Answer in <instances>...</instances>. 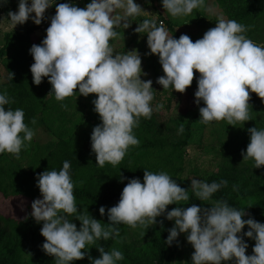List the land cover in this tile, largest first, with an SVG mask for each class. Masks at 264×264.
Returning a JSON list of instances; mask_svg holds the SVG:
<instances>
[{"label":"clouds","instance_id":"obj_1","mask_svg":"<svg viewBox=\"0 0 264 264\" xmlns=\"http://www.w3.org/2000/svg\"><path fill=\"white\" fill-rule=\"evenodd\" d=\"M161 2L173 17L187 15L204 4V0ZM50 5H53L50 0H31V3L19 0L18 10H9L8 16L14 26L29 18L39 25ZM55 5L46 36L29 49L34 59L30 65L33 82L39 85L47 77L52 85L49 93H54L58 101L77 92V88L84 96L97 94L92 103L101 123L91 132V150L96 154L98 166L103 167L106 162L115 166L129 146L139 144L133 128L138 126L140 117L150 118L153 113L150 103L153 81L141 79L147 73L143 72L140 54L135 50L114 54L109 44L110 38L117 36L115 27L121 24L124 29L129 27L128 18L140 14L142 7L135 0H90L85 7L66 0ZM116 9H123V14L114 15ZM216 21L195 42L188 34L179 38L169 35L163 23L157 25L155 19L145 18L134 31L147 33L150 51L145 55L159 57L164 75L157 77L156 83L163 89L171 86L184 92L193 82L194 69L198 70L194 96L197 105L203 101L199 107L201 122L226 120L228 125L235 126L237 121L250 120V91L264 99V44L247 37V26L234 19L219 17ZM9 103L7 91L0 92V153L9 152L18 157L26 146L24 142L31 141L35 132L25 123L24 110L6 109ZM162 107L157 104L155 109L159 111ZM35 122L33 118L32 123ZM248 132L250 142L246 151L241 150L243 160L252 158L254 167L259 168L264 166V128L253 126ZM70 166L65 160L59 170L49 168L36 174L42 198L32 201L29 214L38 223L42 222L40 232L46 239L41 247L54 257L55 264H72L85 257L82 249L87 244L119 236L117 224L148 228L163 223L156 220L161 214L175 221L168 229L166 244L171 245L180 233H186L194 248L191 264H264V223L250 215L244 219L245 208L216 200L208 207L193 203L166 211L169 204L187 201L188 190L165 171L144 169L143 182L139 177L127 178L119 201L107 207L109 222L102 225L89 212L78 211ZM120 179L125 177L121 175ZM226 184V180L209 183L191 178L190 187L200 201H208ZM105 209L104 205L99 208L102 216ZM69 216L81 221L80 226ZM245 225L249 228L242 233ZM244 236L255 240L251 255L246 254L248 243ZM97 248L100 256H89L92 264H117L124 258L117 248Z\"/></svg>","mask_w":264,"mask_h":264},{"label":"rangeland","instance_id":"obj_2","mask_svg":"<svg viewBox=\"0 0 264 264\" xmlns=\"http://www.w3.org/2000/svg\"><path fill=\"white\" fill-rule=\"evenodd\" d=\"M56 0H50L53 4ZM19 0H0V48L6 42V36L12 31L26 32L30 27H35V35L44 38L46 36V28L50 24V17L55 11L45 17L42 22L37 25L29 18L23 24L14 26L8 16L9 10H18ZM66 2V0L64 1ZM78 7H85L90 0H73ZM141 7V13L128 18L129 27H123V24L116 26L117 36L110 38L109 44L115 53H126L129 50L137 51L142 58V69L147 75H141V79L153 81L152 92L153 100L150 102L155 108L157 104H162L159 109L162 115L183 122L191 129V140L183 148L182 160L179 179L182 181L181 187L188 190L189 199L187 201H179L169 204L167 210L173 207H188L195 203L203 207H208L216 200H225L227 196L231 197L230 206L238 209L245 208L247 210L258 200V195L254 188H247L241 183L233 184L232 188L230 180L225 179L222 175L223 168L227 163H234L241 170H245L252 177L256 176L255 171H260L261 184L264 186V166L254 167V160L249 158L243 160L241 150L247 148L250 142V133L248 128L257 126L264 128V99L259 97L255 92L250 91L249 98V116L248 121H237L236 125H228L226 120L211 121L207 124L202 123L199 119V107L195 103L194 93L197 90L198 70L194 69V78L191 85L186 87L184 92L173 90L171 86L163 89V86L156 83L157 77L164 75L162 65L159 63L157 54L145 55L149 52L147 46V33H137L134 31L139 23L147 19H155L157 25L163 23L169 35L179 38L181 34H188L193 42L201 38L204 32L214 27L219 17L231 19L223 5L219 0H204V4L187 15L171 16L162 5L161 0H135ZM31 3V0H29ZM50 5L46 10L51 7ZM115 14H123V9H116ZM31 15H35L32 13ZM241 24L247 26L245 33L247 37L255 43L264 44V20L256 18H248L239 20ZM6 66L0 63V82L7 77ZM82 110L84 115L89 111V98H82ZM35 135L30 145L31 151L23 155L16 156V161L25 170H30L34 164L35 153L44 154V150L35 146L36 143H44L55 139L54 134L49 130L39 116L35 122ZM222 174V175H221ZM191 178H197L211 183L212 181L220 182L226 180L227 184L223 185L215 193L212 194L210 200L200 201L191 189ZM247 180V179H246ZM42 198V197H37ZM18 198L10 200L15 201ZM18 201H20L18 199ZM31 203H26L27 212L32 211ZM29 213V214H30ZM249 216L244 217L247 219ZM254 219L264 223V208L260 209L258 214L252 215ZM19 222H7L0 217V264H55L54 257L46 254L41 245L46 239L40 232L42 222L38 223L34 217L21 213ZM156 223L148 228L140 226L133 228L127 224L121 226L119 236L109 237L107 240L100 238L92 244H87L86 255L82 259L74 260L72 264H92L89 256L97 258L100 256L99 246H103L105 250L117 248L123 253V259L117 261V264H191V254L194 251L191 243L186 239V233H180L171 245L166 244L165 240L169 234L168 229L174 226L175 221L166 218L165 214H161L156 218ZM248 225L244 226L242 233L247 231ZM242 233L238 235H242ZM244 238H248L244 236ZM246 240V239H244ZM248 243V242H247ZM253 253V246L248 243L246 254ZM222 264H231V262H222Z\"/></svg>","mask_w":264,"mask_h":264},{"label":"trees","instance_id":"obj_3","mask_svg":"<svg viewBox=\"0 0 264 264\" xmlns=\"http://www.w3.org/2000/svg\"><path fill=\"white\" fill-rule=\"evenodd\" d=\"M56 0L45 13V17L56 11ZM231 19L236 21L256 18L264 20V0H219ZM35 27H30L25 33L12 31L7 34L5 44L0 48V63L6 66L7 77L0 82V92L7 91L10 103L5 108H22L25 123L34 130L32 119L41 116L42 121L56 137L35 146L44 150V154L35 153L34 164L30 170H25L16 161V154L0 153V217L7 221L19 222V215H29L26 203L37 197H42L36 184L37 173L45 169L59 170L63 161L70 162V174L74 183L73 193L78 211L89 212L94 218L101 220L102 225L108 221L107 207L115 205L120 198L121 191L128 182L127 178L139 177L143 182L144 169L153 172L165 171L181 185L178 178L183 164V148L191 140L189 125L173 118L162 115L153 106L150 118L143 116L133 133L139 144L129 146L123 159L115 166L106 162L103 167L96 163V154L91 150L90 135L93 127L101 123L99 114L94 111L93 99L97 96L90 93L89 111L84 115L82 98L78 88L72 95L62 101L55 99L54 93H49L52 85L44 77L39 85L33 82L30 65L34 62L29 49L33 43L39 44L42 37L35 35ZM13 73V74H12ZM203 106V101L201 103ZM200 119V118H199ZM181 126L183 131H180ZM21 135H23L21 133ZM33 139V138H32ZM31 141H25L19 155L31 151ZM252 177L241 170L234 163H227L223 168V177L230 180L232 188L241 183L247 188H254L259 195L258 200L247 210L246 216L258 214L264 208V186L261 184V172L255 171ZM125 179L121 180L120 177ZM247 179V180H246ZM230 196V195H229ZM224 198L232 203L231 197ZM18 198L15 201L10 200ZM101 205L106 206L105 214L99 212ZM75 214H73L74 216ZM73 218V222L80 226L81 221ZM243 217V218H244ZM124 224H117L120 228ZM253 246L255 240L244 238Z\"/></svg>","mask_w":264,"mask_h":264}]
</instances>
